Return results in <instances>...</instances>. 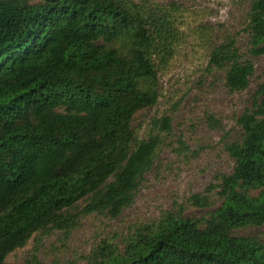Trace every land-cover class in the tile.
<instances>
[{"label": "trees", "instance_id": "obj_1", "mask_svg": "<svg viewBox=\"0 0 264 264\" xmlns=\"http://www.w3.org/2000/svg\"><path fill=\"white\" fill-rule=\"evenodd\" d=\"M250 3L249 52L261 55L264 0ZM181 39L178 15L132 0H0V264L33 238L69 233L94 213L117 218L133 203L162 143L161 133L140 139L133 121L158 102L160 68ZM209 66L226 70L233 92L255 74L232 39ZM252 97L241 138L226 144L233 170L211 185L217 207L202 217L164 210L123 248L103 240L84 264H264V242L235 234L264 225V80ZM154 124L168 131L171 118Z\"/></svg>", "mask_w": 264, "mask_h": 264}, {"label": "rangeland", "instance_id": "obj_2", "mask_svg": "<svg viewBox=\"0 0 264 264\" xmlns=\"http://www.w3.org/2000/svg\"><path fill=\"white\" fill-rule=\"evenodd\" d=\"M132 1L178 15L182 30L176 54L160 68L158 102L138 113L133 121L140 139L161 133L153 168L135 192L133 203L117 218L94 213L81 218L69 233L53 230L33 238L28 246L10 255L9 264H84L103 240H112L123 248L134 228L158 218L164 210L182 205L185 215L202 217L220 203L219 189L211 185L233 170L234 161L226 144L241 138L238 118L251 107L252 96L264 80V54L249 52L250 0ZM201 26L207 29L204 36L197 34ZM230 39L255 64V74L244 91H231L226 70L209 66L213 48ZM165 116L171 118L168 131L154 124ZM198 193L208 196L213 205H195L192 196ZM235 234L258 236L264 242V225L241 228Z\"/></svg>", "mask_w": 264, "mask_h": 264}]
</instances>
